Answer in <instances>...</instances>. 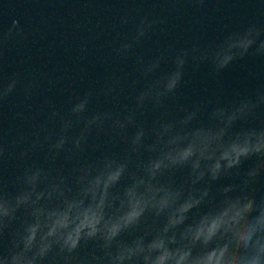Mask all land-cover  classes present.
<instances>
[{
  "label": "clouds",
  "instance_id": "obj_1",
  "mask_svg": "<svg viewBox=\"0 0 264 264\" xmlns=\"http://www.w3.org/2000/svg\"><path fill=\"white\" fill-rule=\"evenodd\" d=\"M157 23L142 17L117 54L127 55ZM25 39L18 20L0 31V69L5 45ZM248 55L264 57V26L251 23L218 42L180 49L171 70L122 110L89 113L94 92L88 90L69 102L66 113L49 105L47 124L17 113L32 123L8 142L0 134V162L12 156L25 162L14 192L0 177V264H264V192L257 194V185L264 187V127L236 130L264 109V90L210 109L180 106L179 117H170L166 108L189 62L211 63L217 74ZM138 62L145 77L161 67L160 59ZM20 82V73L7 81L0 75V107ZM39 87V80L27 81L25 99ZM101 91L110 96L123 85L113 80ZM149 106L161 116L145 127L138 116ZM205 112L207 123L199 122ZM130 127L135 130L129 135ZM101 134L112 142L124 139L127 151L78 163L68 172L51 166L62 154L79 159ZM36 153L49 166L32 160ZM253 158L239 183L214 190L220 179L240 177L242 163ZM182 169L188 174L177 183L175 173Z\"/></svg>",
  "mask_w": 264,
  "mask_h": 264
},
{
  "label": "water",
  "instance_id": "obj_2",
  "mask_svg": "<svg viewBox=\"0 0 264 264\" xmlns=\"http://www.w3.org/2000/svg\"><path fill=\"white\" fill-rule=\"evenodd\" d=\"M145 16L159 23L127 55H118L116 50L121 43L131 42ZM125 19L127 23L122 22ZM13 20L19 21L27 39L10 41L3 50L0 75L7 81L13 73L21 74L16 93L0 107V134L5 142L18 129L30 130L32 121H24L17 113L47 124L49 105L66 113L69 102L88 90L94 92L89 113L122 110L133 95L171 70L172 57L180 49L218 42L229 31L251 23L264 26V0H206L203 4L196 0H0V31L6 32ZM156 59L161 67L145 77L138 61L147 64ZM33 79L40 81V87L26 100L24 85ZM49 79L55 83L49 85ZM113 80L122 83L123 91L105 96L101 89ZM259 90H264V57L245 56L217 74L211 63L193 66L189 62L183 83L166 108L170 117H179L180 106L201 104L210 109L217 102L228 105ZM160 116L161 110L149 106L138 116V123L151 127ZM199 122L207 123V112ZM241 127H264V109L254 119L238 123L236 130ZM134 130L130 127L127 132L130 135ZM90 144L93 146L79 159H66L62 154L51 166L68 172L78 163L119 157L128 148L124 139L112 142L105 134L94 136ZM31 159L49 166L42 153ZM24 163L15 156L0 162V177L8 192L16 190L15 179ZM254 163V158L245 160L240 177H224L215 182L214 190L239 183ZM187 174V169L176 172L177 183ZM261 192L264 187L257 185V194ZM206 210L205 206L199 211ZM7 240L6 236L5 250Z\"/></svg>",
  "mask_w": 264,
  "mask_h": 264
}]
</instances>
